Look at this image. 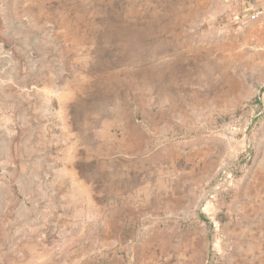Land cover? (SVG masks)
Segmentation results:
<instances>
[{"label": "rangeland", "instance_id": "1", "mask_svg": "<svg viewBox=\"0 0 264 264\" xmlns=\"http://www.w3.org/2000/svg\"><path fill=\"white\" fill-rule=\"evenodd\" d=\"M244 5L0 0V264H264Z\"/></svg>", "mask_w": 264, "mask_h": 264}, {"label": "crops", "instance_id": "2", "mask_svg": "<svg viewBox=\"0 0 264 264\" xmlns=\"http://www.w3.org/2000/svg\"><path fill=\"white\" fill-rule=\"evenodd\" d=\"M246 1V5H244V9L242 10V12L244 13H239L238 19L242 20V21H250L253 24H255V26H260L261 30L264 32V0H245ZM257 10H261L262 14L261 16L255 21V20H251L248 18L247 15H249L250 13H253L254 11ZM263 96V100L262 103L264 104V91L262 93Z\"/></svg>", "mask_w": 264, "mask_h": 264}, {"label": "built area", "instance_id": "3", "mask_svg": "<svg viewBox=\"0 0 264 264\" xmlns=\"http://www.w3.org/2000/svg\"><path fill=\"white\" fill-rule=\"evenodd\" d=\"M262 14L261 10L254 11L253 13H250L248 16L249 19L251 20H257Z\"/></svg>", "mask_w": 264, "mask_h": 264}, {"label": "water", "instance_id": "4", "mask_svg": "<svg viewBox=\"0 0 264 264\" xmlns=\"http://www.w3.org/2000/svg\"><path fill=\"white\" fill-rule=\"evenodd\" d=\"M261 92V90H259V93Z\"/></svg>", "mask_w": 264, "mask_h": 264}]
</instances>
